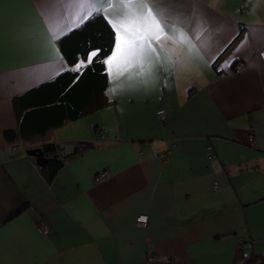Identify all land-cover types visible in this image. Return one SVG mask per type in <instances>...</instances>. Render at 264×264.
<instances>
[{"label": "crops", "instance_id": "obj_1", "mask_svg": "<svg viewBox=\"0 0 264 264\" xmlns=\"http://www.w3.org/2000/svg\"><path fill=\"white\" fill-rule=\"evenodd\" d=\"M155 4L199 36L197 57L162 37L142 62L113 65L106 107L24 140L13 99L68 70L56 36L78 26L70 0H0V264H236L253 237L264 0ZM44 143L75 147L51 179L25 154Z\"/></svg>", "mask_w": 264, "mask_h": 264}, {"label": "trees", "instance_id": "obj_2", "mask_svg": "<svg viewBox=\"0 0 264 264\" xmlns=\"http://www.w3.org/2000/svg\"><path fill=\"white\" fill-rule=\"evenodd\" d=\"M114 41V30L102 15H96L60 36L57 46L68 70L13 99L18 107V136L24 140L32 136L41 137L67 122L106 107L108 75L106 66L97 61L109 56ZM94 50H99V53L86 69H82V75L71 71L80 61L87 62ZM76 76H80L78 81ZM4 135L11 138L15 133L6 131ZM41 150L47 160L41 170L47 169L46 176L51 179L62 164L57 157L66 159V156L59 155V146L52 143L42 144ZM246 243L242 241L236 249V264H264V253L244 254L242 245Z\"/></svg>", "mask_w": 264, "mask_h": 264}, {"label": "snow or ice", "instance_id": "obj_3", "mask_svg": "<svg viewBox=\"0 0 264 264\" xmlns=\"http://www.w3.org/2000/svg\"><path fill=\"white\" fill-rule=\"evenodd\" d=\"M70 2L73 10L68 19L76 26L96 15H103L116 32L113 50L103 61H97L106 65L105 71L110 80L114 64L119 68L121 64L130 65L135 60L142 62L151 51H154L153 42H158L162 37L183 45L191 57L196 58L198 55L196 42L199 36L179 28L170 15L156 6L155 0H70ZM65 28L71 30L67 24ZM205 30L202 27L200 35H203ZM61 31L66 34L63 29ZM56 38L58 39L59 35ZM98 53L99 50H94L88 56L87 62L80 61L71 71L82 75V69H86ZM79 78L80 76H76L75 80L78 81ZM112 91L115 92V89Z\"/></svg>", "mask_w": 264, "mask_h": 264}, {"label": "rangeland", "instance_id": "obj_4", "mask_svg": "<svg viewBox=\"0 0 264 264\" xmlns=\"http://www.w3.org/2000/svg\"><path fill=\"white\" fill-rule=\"evenodd\" d=\"M261 185L264 183V170L259 171ZM250 209V210H249ZM251 233L253 237L247 239L243 246L249 251L255 247L256 255L264 253V201L248 208Z\"/></svg>", "mask_w": 264, "mask_h": 264}, {"label": "built area", "instance_id": "obj_5", "mask_svg": "<svg viewBox=\"0 0 264 264\" xmlns=\"http://www.w3.org/2000/svg\"><path fill=\"white\" fill-rule=\"evenodd\" d=\"M258 56H259L260 59L264 60V50L260 51L258 53ZM242 66H243L242 63H237L234 66L235 71H240ZM156 114L161 120H164L166 118L165 117V111L162 110V109L157 111ZM248 141L251 143V145H253L252 136L248 137ZM208 150H209V153H210L211 152V148H208ZM162 163H164V164L167 163V159H166L165 155H162ZM135 223H136V225L138 227L144 228L147 225V223H148V218L145 215H139L138 217H136ZM38 231H39V233L44 234V235H46V234H48L50 232L48 226L46 224H44L42 221L38 222ZM148 260L149 261H155V260H157V258H155L154 256L148 254Z\"/></svg>", "mask_w": 264, "mask_h": 264}, {"label": "water", "instance_id": "obj_6", "mask_svg": "<svg viewBox=\"0 0 264 264\" xmlns=\"http://www.w3.org/2000/svg\"><path fill=\"white\" fill-rule=\"evenodd\" d=\"M74 148L75 147L73 145H59V155L66 156L72 153ZM25 154L27 156L33 157L36 161V165L39 167H43L47 162L41 147L29 148L25 151Z\"/></svg>", "mask_w": 264, "mask_h": 264}]
</instances>
